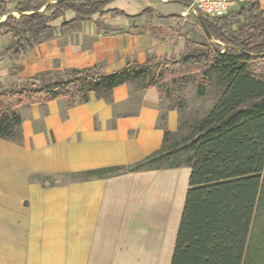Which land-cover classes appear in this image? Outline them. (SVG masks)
Masks as SVG:
<instances>
[{"label":"crops","instance_id":"1","mask_svg":"<svg viewBox=\"0 0 264 264\" xmlns=\"http://www.w3.org/2000/svg\"><path fill=\"white\" fill-rule=\"evenodd\" d=\"M113 1L100 15L123 17L125 27L103 33L92 26L79 38L40 43L22 57L31 63L29 70L99 65V72L107 73L128 62L144 63L147 55L178 60L195 41L191 29L170 37L161 32L163 21L180 14L200 21L189 0L156 6L131 1L127 10L107 7ZM254 1L264 10V0ZM170 3L174 7L167 14L152 8ZM146 8L152 13L139 15ZM180 20L185 18L174 23L181 25ZM76 22L60 24L59 30ZM149 26L155 29L138 32ZM17 112L21 140L0 138V264H171L189 167L61 180L69 173L130 165L160 149L165 129H178L180 114L163 106L157 87L142 89L131 81L116 85L108 99L89 92L86 101L61 97L20 105ZM38 175L49 176L45 184Z\"/></svg>","mask_w":264,"mask_h":264},{"label":"trees","instance_id":"2","mask_svg":"<svg viewBox=\"0 0 264 264\" xmlns=\"http://www.w3.org/2000/svg\"><path fill=\"white\" fill-rule=\"evenodd\" d=\"M110 1L0 0V19L5 16L0 20V40L10 39L7 51L12 63L19 65L30 49L52 35L51 20L73 11L75 17L63 20L60 26L66 28L77 20L100 15ZM14 10L19 16L10 15ZM112 13L124 15L118 9ZM145 13L151 14L152 9L146 8L139 15ZM171 17L175 16H167ZM199 19L211 38L223 42V46L200 43V49L186 50L178 60L163 59L154 64L157 58L147 55L144 63L128 62L107 73H100L99 65H94L73 69L69 80L4 89L0 92V138L16 143L21 140L20 105L45 104L61 97L86 101L89 92L108 99L116 85L131 81L142 89H160V85L185 82L191 77L196 79L197 94L202 96L213 78L219 88L218 99L203 117L183 122L180 106L166 107L177 109L180 116L177 130L165 129L160 149L130 165L68 175L91 178L133 170L189 167V189L171 264H244L251 222L258 210H264V10L258 2L246 0L238 10L220 18ZM231 21L236 29L230 28ZM148 29L155 27H143L138 32ZM5 71L0 69L1 77ZM48 177L38 175L37 179L45 184Z\"/></svg>","mask_w":264,"mask_h":264},{"label":"rangeland","instance_id":"3","mask_svg":"<svg viewBox=\"0 0 264 264\" xmlns=\"http://www.w3.org/2000/svg\"><path fill=\"white\" fill-rule=\"evenodd\" d=\"M81 1V0H74ZM131 1L137 2L144 6L142 0H115L113 3L109 4L107 7L118 6L123 8V10L128 9V5ZM144 1V0H143ZM150 6H156V4L161 3L163 0H148ZM145 2V1H144ZM154 9L156 13L167 14L173 9L174 4H162L160 9ZM140 9V8H139ZM159 10V11H158ZM16 12V13H14ZM47 13L50 10L46 11ZM8 15V14H7ZM11 16H19L16 10L10 12ZM74 13L71 11L64 12L61 16L57 17L56 20H51L49 23L53 27L52 35L44 38L42 43L50 41H64L68 39L79 38L83 31L90 29L92 26L96 27L97 31H102L105 33H111L115 30H121L122 27H125L126 19L123 17H116L109 13L100 15V16H91L85 20H77L75 25L66 31H60L59 25L61 22L66 19L69 20L71 17H74ZM5 16H2L0 20H3ZM185 18L181 21V25H177L174 22L178 19ZM157 22V19H152V22ZM163 31L162 34L165 37H170L176 32L183 33L188 29V31H195V41H189L186 50L195 51L200 49V43H218L220 46H223L224 43L216 39L208 38L205 34L204 28L198 18L191 13H187L185 17L182 14L174 20L163 21ZM112 25V26H111ZM231 29H236V23L231 21ZM105 30V31H104ZM197 35V37H196ZM10 45L9 38H1L0 40V69L4 68L6 74L0 76V92L4 89L17 90L21 88H30L31 86L39 87L42 83L48 81H59V80H69L71 75L70 71L67 70H57V69H43L41 71L32 72L29 70L30 62L27 58L21 59L20 65H14L12 63L11 55L8 53V46ZM180 58V56H179ZM162 60L158 57L154 64H157L158 61ZM100 68V67H99ZM197 81L194 77L187 79L185 82H176L173 85H160V94L162 95L163 106H180L181 121L189 122L192 119H198L203 117V115L208 112L213 105L216 103L219 95L218 85L215 84L214 79L209 82L204 90L202 96L197 94ZM184 156H180L183 158ZM77 179L70 175L63 176L61 180H70ZM249 244L247 250V256L244 264H264V210H258L251 222L250 233H249Z\"/></svg>","mask_w":264,"mask_h":264},{"label":"built area","instance_id":"4","mask_svg":"<svg viewBox=\"0 0 264 264\" xmlns=\"http://www.w3.org/2000/svg\"><path fill=\"white\" fill-rule=\"evenodd\" d=\"M246 0H189L190 9L201 16L214 20L224 16L228 8Z\"/></svg>","mask_w":264,"mask_h":264},{"label":"water","instance_id":"5","mask_svg":"<svg viewBox=\"0 0 264 264\" xmlns=\"http://www.w3.org/2000/svg\"><path fill=\"white\" fill-rule=\"evenodd\" d=\"M52 2H54V1H52ZM48 3H49V2H48ZM43 9H44V7H43L41 10H39V11H38V13L42 12V11H43ZM200 22H201L202 28H204V31H205V33H206L207 37L210 39V38H211V36H210V33H209V31H208V28L205 26V24H204V22H203V20H202V19H200Z\"/></svg>","mask_w":264,"mask_h":264}]
</instances>
